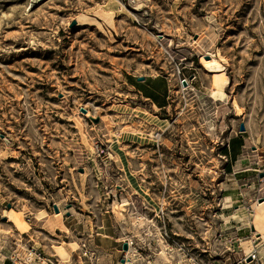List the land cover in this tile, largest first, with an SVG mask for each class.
<instances>
[{
	"label": "rangeland",
	"instance_id": "1",
	"mask_svg": "<svg viewBox=\"0 0 264 264\" xmlns=\"http://www.w3.org/2000/svg\"><path fill=\"white\" fill-rule=\"evenodd\" d=\"M211 59L228 75L226 102L208 96ZM262 172L264 0H0L4 264L23 233L15 211L29 225L21 250L49 255L37 241L52 234L78 260L88 249L82 264H234L252 246L261 264L264 223L234 216L264 197ZM67 213L79 227L62 232Z\"/></svg>",
	"mask_w": 264,
	"mask_h": 264
},
{
	"label": "crops",
	"instance_id": "2",
	"mask_svg": "<svg viewBox=\"0 0 264 264\" xmlns=\"http://www.w3.org/2000/svg\"><path fill=\"white\" fill-rule=\"evenodd\" d=\"M149 93H151V91H149ZM154 94L156 95V97H168L164 93L162 94L159 90L156 91V92L154 91ZM145 97H149L150 98V97H155V96L152 93V94H145ZM153 103L155 105H158L159 103L162 104L163 103V99L162 98H158ZM162 105H160V106L162 107ZM240 135H242V134H240ZM238 180H241V179H238ZM238 186L241 187L240 183H238ZM245 196H247V195H245ZM224 198H225L226 202H228L227 200H229V203L230 202H237V201L241 200V198L238 197V194L230 193V192H228L224 196ZM242 200H245V198L243 197ZM247 200L250 201L251 198H247ZM262 206H263V204H260V205L257 206V208H260ZM55 218H56V220L59 221V222H57V225H56L57 227H55V228H58V230H61L62 232L73 231V229H78V227H79V225H77V223L73 221L74 217H73V215H70V213L66 214L65 220L64 219L60 220L57 217H55ZM55 218H53V219H55ZM43 226H44L43 224H42V226H40V224H33V228L31 227L33 233H31V232H29V233L33 234V237H35L38 240V236H39L40 232H39V230H37V228H43ZM46 226H49L48 221H47ZM52 228L53 227L49 226V229H50L49 232L50 233L52 232ZM23 233H26V232L24 231ZM23 233H18V234H23ZM259 234H260L259 237H257V238H259L258 240H260V242H264V232L260 231ZM50 235L52 236L51 237V240H52L51 242L50 241H45V240H38L37 241V242L41 243V245L43 246L44 250L47 251L48 254H49V255H44V257L42 258V262H43L42 264H53V261L58 262V264H71V263H73V264H82L83 261L76 259V255L78 254L77 253V248L78 247H75L73 245H71L69 247V246H65V245L55 244L54 241H56L57 238L55 236L53 237L52 234H50ZM13 236H14L13 237V240H14V238H16V236L15 235H13ZM69 243H71V244L76 243V246L80 244L78 241L69 242ZM79 257L81 258V255H78V258ZM121 257H122V255H120L118 257L117 264H121V261H122ZM100 258H102V259H100ZM0 261H1L0 264H4V260H0ZM7 263L11 264L9 260H7ZM92 263H96V264H114L113 255L109 254V257H107L106 255H104V257H103V255L100 254V256H95V259L92 261ZM173 264H176L175 261H173ZM209 264H210V262H209ZM257 264H260V263L258 262ZM261 264H264V261H262Z\"/></svg>",
	"mask_w": 264,
	"mask_h": 264
},
{
	"label": "built area",
	"instance_id": "3",
	"mask_svg": "<svg viewBox=\"0 0 264 264\" xmlns=\"http://www.w3.org/2000/svg\"><path fill=\"white\" fill-rule=\"evenodd\" d=\"M160 136H161L160 132L155 133V137H160ZM256 199L257 201L258 200L260 201L261 199H264V197H257ZM250 208H251V205H248L247 209L249 210ZM23 237H24L23 234H19L16 238H14L13 240L14 246L9 251L7 259L10 261L11 264H42L43 263L42 258L44 257L43 251L39 249L37 246H35L34 244H26L23 250L20 249L19 243H22ZM163 237L167 241V243H170L167 240V239H170L171 243L177 244V242L172 238V235H170L166 230L164 231ZM126 243L128 244L129 250L131 248H134L132 246L134 245L133 241H131L130 239L126 241ZM179 246L181 249H183L182 245H179ZM81 257L83 259V262H88L89 260L93 259L88 249H85L84 253H81ZM127 258H129V255H124V256L122 255L121 264H126L128 262ZM187 259H188V262H190V264H209V262L203 260L202 258H199L198 256H193L192 254H189ZM174 261L176 264L180 263L178 260H174ZM169 262H170L169 264H173V261H169ZM248 262H253V263L259 262L257 248H252L248 252H244L243 256H241L234 264H247ZM146 264H155V263H152L150 259L146 261Z\"/></svg>",
	"mask_w": 264,
	"mask_h": 264
},
{
	"label": "bare ground",
	"instance_id": "4",
	"mask_svg": "<svg viewBox=\"0 0 264 264\" xmlns=\"http://www.w3.org/2000/svg\"><path fill=\"white\" fill-rule=\"evenodd\" d=\"M211 56H214L213 53H207ZM206 62H211V64L208 65V67L211 68V71H214L212 74V82H211V88L210 92L208 94L209 97L216 101H222L226 102L228 94L225 90L226 85L229 82L228 75L223 71V66L220 62L216 61L213 63V59L211 60H205ZM87 112H89L87 110ZM87 115V114H85ZM257 204L254 206V209L252 210L251 214H247L246 217H239L234 216V221L243 225L248 226H254L257 229V223L263 222L264 223V207L257 208L258 205L264 204V201H257ZM59 206V205H58ZM10 217H8L9 221H11L17 228L22 230V232L26 231L28 229V223L23 219V217L19 214V212L15 211V214H10ZM245 219V220H242ZM260 232V230H257ZM249 238V236H245L240 238L241 240L245 241ZM83 246H81V249ZM252 248H255V246H252L249 250ZM248 250V251H249ZM84 251V250H83ZM128 262L126 264H130L133 261V258L129 256Z\"/></svg>",
	"mask_w": 264,
	"mask_h": 264
},
{
	"label": "water",
	"instance_id": "5",
	"mask_svg": "<svg viewBox=\"0 0 264 264\" xmlns=\"http://www.w3.org/2000/svg\"><path fill=\"white\" fill-rule=\"evenodd\" d=\"M139 79H142V77H140ZM85 111V110H84ZM240 131H245V125L243 123H241L240 125ZM264 176V172L260 173V177ZM262 200V199H261ZM55 211L58 212L59 209L57 206L54 207ZM252 229H255L254 227H252ZM128 249V244L126 242L123 243V250H127Z\"/></svg>",
	"mask_w": 264,
	"mask_h": 264
}]
</instances>
